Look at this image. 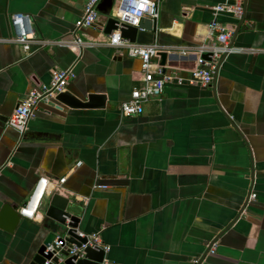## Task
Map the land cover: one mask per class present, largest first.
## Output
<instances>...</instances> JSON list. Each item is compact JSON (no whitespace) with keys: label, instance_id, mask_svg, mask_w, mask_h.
I'll use <instances>...</instances> for the list:
<instances>
[{"label":"crops","instance_id":"obj_1","mask_svg":"<svg viewBox=\"0 0 264 264\" xmlns=\"http://www.w3.org/2000/svg\"><path fill=\"white\" fill-rule=\"evenodd\" d=\"M85 1L0 0V120L55 68L73 70L66 89L74 94L106 95L104 109L41 102L23 135L0 126V208L18 209L49 178L34 217L21 216L11 233L0 228V264L33 255L55 192L78 207L77 230L100 235L107 261L264 264V0H160L156 31L139 29L135 42L157 43L167 54L164 71L187 77L198 66L217 4L245 7V29L232 41L240 51L225 55L210 85L168 83L160 100L131 117L119 107L140 84V59L105 44L99 11L92 27H76ZM121 1H113L114 14ZM16 12L32 15L37 38L49 44L24 51L10 41ZM217 20L232 28L240 18ZM250 192L256 196L240 215ZM213 239L215 253L204 255Z\"/></svg>","mask_w":264,"mask_h":264},{"label":"built area","instance_id":"obj_2","mask_svg":"<svg viewBox=\"0 0 264 264\" xmlns=\"http://www.w3.org/2000/svg\"><path fill=\"white\" fill-rule=\"evenodd\" d=\"M100 0H86L84 5L83 15L76 21L77 28H89L94 25L98 18L97 4ZM160 0H123L120 2L117 12L114 14L116 19L115 28L106 35L105 44L118 49H125L127 54L131 57H137L141 61L140 84L133 87L130 99L120 104V112L124 117L137 116L143 113L144 104L150 99L160 100L166 84L171 82L182 83L188 81L191 84H200L208 86L212 83L213 75L217 70L218 61L224 54L240 51V49L231 45V38L234 30L221 22L216 17L219 13H231L234 16L241 18L242 6L239 2L217 4L212 7L214 18L209 24L211 31V38L208 42L198 47V57L196 63L198 66L194 67L187 77L180 76L176 72H166L164 67L159 62V53L162 50L157 43L141 44L130 42L128 39L122 37L121 29L126 25L138 27L142 18H150L157 20L159 17ZM10 25L13 29L14 36L9 39L12 42L19 44L24 51H29L32 43H38L40 46L49 44L48 41L37 38L36 31L33 24L32 15L29 13H12L10 16ZM76 43H82L79 38L75 40ZM203 53H209V60L202 57ZM156 58L158 60H156ZM200 66H207L201 68ZM74 76L72 69H58L55 68L51 73V78L48 83H43L40 86L32 89L16 106L12 114L7 120V125L15 128L20 133L27 130L29 119L33 116V112L42 101H47L60 92L66 90L69 80ZM80 161L76 162L79 166ZM1 175V168H0ZM66 177L63 176L55 182L59 186L63 184ZM48 177H41L30 191L25 202L18 208L21 216L33 218L36 214L41 201L46 192ZM105 187L104 185H99ZM256 194L250 192L248 200L254 199ZM247 205L241 211V214L246 213ZM72 235L76 238L84 240L80 241V246L69 243L67 238L71 234L66 233L62 238L57 236L45 248L44 254L52 253V256L58 255L57 249L66 246L70 255H83V250L90 246L94 250L103 249L108 251L109 247L103 244L102 239L98 233H85L79 230H72ZM210 251L215 252V242L211 245ZM106 260V259H105ZM51 259H46L44 264H49ZM195 263V261H194Z\"/></svg>","mask_w":264,"mask_h":264},{"label":"water","instance_id":"obj_3","mask_svg":"<svg viewBox=\"0 0 264 264\" xmlns=\"http://www.w3.org/2000/svg\"><path fill=\"white\" fill-rule=\"evenodd\" d=\"M113 1L114 0H100L99 3L97 4L98 11L102 15L106 16L103 27V33L106 35L109 34L112 29L115 28L116 19L114 18V12L112 11ZM244 9L245 7H243V12L240 20L237 21L236 25L232 26V28H234V34L231 38V45L235 35L240 30L245 29V25L243 24L245 18ZM156 28H157V21L145 17L141 19L138 27L126 25L125 28L121 29V33H122V37L128 39L130 42H135L137 39V34L139 29L156 31ZM159 55L161 58L160 64L163 66L165 64L167 54L166 52H161ZM225 55L227 54L222 55V57L219 59L218 66L220 65ZM208 56L209 53L202 54V57L207 60H209ZM140 65H141V61H140ZM200 67L207 68V66H200ZM183 82L188 83V81H183ZM42 103H47L49 106L59 110H63L64 108L104 109L106 107V95L102 93H86L83 96H78L74 94L71 90L66 89L63 92L58 93L54 97H51L49 100L42 101ZM4 118L5 119L0 120V126L2 127H4V125L7 124V120H8L7 119L8 117H4ZM23 134L24 132L21 133V135ZM247 200L248 198L246 199L244 205L240 208V213L247 205L246 204ZM77 211H78V207L74 202L70 201L68 197H64L58 192H55L51 195L50 199L47 202V206L45 210V215L51 219V223L43 227L41 231L42 235L41 236L39 235L40 240L38 246L34 251L33 255L26 261L25 264H44L45 260L49 258L51 259L49 264H116L114 262L105 260L106 253L103 249L100 248L99 250H94L90 246L86 247L83 250L84 253L80 257H78V255H70L66 246L57 249L59 251L58 255L52 256V253H49L48 255L44 254V250L46 246L51 241H53L54 238H56L57 236L62 238V236H64L66 233L71 234V237L67 238V241L69 243H74L80 246V241L84 242V240L78 239L74 235H72V230L77 229L78 223L80 221V218L77 215ZM248 211H250V209H248ZM20 220H21V215L19 214L17 207H15L9 202L3 203L2 207L0 208V228L11 233L18 225ZM59 233H62L63 235L60 236L58 235ZM215 241L216 239H213L209 243V247H211V245Z\"/></svg>","mask_w":264,"mask_h":264},{"label":"flooded vegetation","instance_id":"obj_4","mask_svg":"<svg viewBox=\"0 0 264 264\" xmlns=\"http://www.w3.org/2000/svg\"><path fill=\"white\" fill-rule=\"evenodd\" d=\"M247 213V212H246ZM208 249V250H207ZM205 253H204V255L205 254H207V253H212L211 251H210V247H209V243H207V245H206V249H205V251H204ZM215 253V252H214ZM194 261H195V263H194ZM194 261H193V263L192 264H200V259H198V258H196V259H194Z\"/></svg>","mask_w":264,"mask_h":264}]
</instances>
